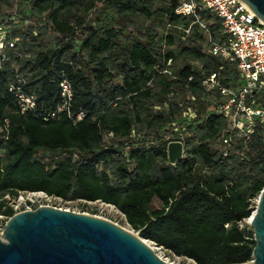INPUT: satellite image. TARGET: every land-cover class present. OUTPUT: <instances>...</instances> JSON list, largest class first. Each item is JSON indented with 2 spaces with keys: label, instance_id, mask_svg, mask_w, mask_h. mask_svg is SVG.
Returning a JSON list of instances; mask_svg holds the SVG:
<instances>
[{
  "label": "trees",
  "instance_id": "trees-1",
  "mask_svg": "<svg viewBox=\"0 0 264 264\" xmlns=\"http://www.w3.org/2000/svg\"><path fill=\"white\" fill-rule=\"evenodd\" d=\"M14 1L0 0V17L18 20L9 25L19 38L0 64V215L15 213L10 201L20 191L101 200L173 255L196 264L250 263L254 232L240 222L264 187V123L249 135L231 129L217 112L221 95L203 84L212 73L227 86L240 83L236 66L208 48L207 35L221 36V18L204 11L206 32L176 13L179 0H21L17 14L2 15ZM30 15L47 22L27 32ZM140 16L167 31L161 36ZM49 30L52 44L43 41ZM177 39L179 53L170 49ZM17 73L36 97L33 112L21 113L10 91ZM63 77L73 86V113H85L76 122L66 112L45 119L60 103ZM263 99L264 91L253 104ZM173 139L185 143L175 163L167 151Z\"/></svg>",
  "mask_w": 264,
  "mask_h": 264
},
{
  "label": "built area",
  "instance_id": "built-area-1",
  "mask_svg": "<svg viewBox=\"0 0 264 264\" xmlns=\"http://www.w3.org/2000/svg\"><path fill=\"white\" fill-rule=\"evenodd\" d=\"M175 9L177 14L194 18L201 27L207 30V24L202 19L204 11L215 13L222 20L221 36L214 39L210 36V52L230 61L236 66L240 75L237 86L223 84L221 76L212 73L203 80L209 90H216L221 95L217 112L223 114L229 121L231 129L249 135L255 131L257 121L264 123V99L259 105H254L255 97L264 91V20L243 0H179ZM14 17H0V64L9 59V50L15 49L18 37L12 36L9 21ZM189 31V29H187ZM167 71V70H166ZM192 79V77H190ZM61 99L57 109L45 116L55 117L66 112L74 122L83 119L84 111L73 113L72 101L74 98L73 86L69 78L63 77L59 83ZM10 91L16 96L20 112L26 114L37 108V100L30 93L27 79L22 73L16 74V80L10 86ZM262 97V94L260 95ZM175 130H184L177 124ZM183 137V133L177 135ZM177 140V139H176ZM229 144L230 137L224 139ZM150 143H153L152 141ZM27 198L18 196L10 201L15 213L24 210L36 209L42 205H51L65 208L62 197L48 194L45 191H30ZM88 208L96 205V212L104 210H119L114 204L101 200H79ZM14 213V214H15ZM1 226H5L7 219L0 215ZM249 223V217L240 222L241 227Z\"/></svg>",
  "mask_w": 264,
  "mask_h": 264
},
{
  "label": "water",
  "instance_id": "water-1",
  "mask_svg": "<svg viewBox=\"0 0 264 264\" xmlns=\"http://www.w3.org/2000/svg\"><path fill=\"white\" fill-rule=\"evenodd\" d=\"M264 20V0H243ZM172 163L184 157L185 143L171 140ZM249 224L255 247L249 264H264V187ZM0 264H173L137 234L107 218L42 205L13 214L0 232Z\"/></svg>",
  "mask_w": 264,
  "mask_h": 264
},
{
  "label": "rangeland",
  "instance_id": "rangeland-1",
  "mask_svg": "<svg viewBox=\"0 0 264 264\" xmlns=\"http://www.w3.org/2000/svg\"><path fill=\"white\" fill-rule=\"evenodd\" d=\"M29 2V0H27ZM20 2L21 0H15L12 4L10 5H5L2 7V15L5 16H9V15H13V14H17L20 10ZM30 14V12H28ZM93 17L96 16L95 12L92 15ZM24 23V27L23 29L26 30L27 32H31L32 30L37 29V27L45 24L47 22L45 17H38V16H32L30 15L29 17H26V19L23 20ZM139 21L143 24H147V25H153L155 26V28H158L159 32L161 33H165L167 31V29H163L162 27H157L156 24V20L152 19V18H146L145 16H140L139 17ZM38 32V31H37ZM55 34L52 31H48L47 34L43 37V41L47 44H52L54 39H55ZM208 40H210V37L207 35ZM179 39H177V43L174 46H171L170 49L174 50L176 53L180 52V48H179ZM208 46V45H207ZM210 46H208L209 48ZM164 48H168V46L164 45ZM184 60H179L178 62H176L175 67H174V71L176 73V71H178L179 68L182 67ZM181 96L183 95L182 93H179ZM186 94V93H185ZM188 95V93H187ZM186 96V95H185ZM203 96L205 98L209 99V102H211L212 104H216V102H218V99L216 98V94H206L204 93ZM137 133V131H136ZM135 132L133 133L134 135L136 134ZM138 134V133H137ZM167 139H171L174 138L175 135L170 133L169 136H167ZM177 137V136H176ZM107 141L112 140L110 136L106 137ZM176 140V139H173ZM185 156V153H184ZM30 191H20L18 193V196H23L24 198H27L30 195ZM17 196V198H18ZM253 207L255 209L256 203H257V198L253 201ZM64 207L66 209H70V210H74L77 212H85L88 214H93V215H97L103 218H107L137 234H139L138 231H135L131 225L127 222L125 215L120 212L119 210H109L104 208V210H101L100 212H96L94 209L96 208V205H92L89 206L88 208H86L85 205L82 204L81 201H79L78 199H74V198H70L67 199L66 202H64ZM247 222V221H246ZM1 223V222H0ZM247 224H249L247 222ZM250 225V224H249ZM4 226H1L0 224V232H2ZM160 257H162L163 259H165L168 262H171L173 264H196L195 261H193L192 259L189 258H185V257H180L177 255H173L171 254L169 251H167L166 249L163 250H158V252H156ZM249 264V263H247Z\"/></svg>",
  "mask_w": 264,
  "mask_h": 264
},
{
  "label": "bare ground",
  "instance_id": "bare-ground-1",
  "mask_svg": "<svg viewBox=\"0 0 264 264\" xmlns=\"http://www.w3.org/2000/svg\"><path fill=\"white\" fill-rule=\"evenodd\" d=\"M145 242L147 244H149V246L155 251L158 252V250H163L164 248L161 246H158L155 242L149 240V239H145ZM162 258V257H161Z\"/></svg>",
  "mask_w": 264,
  "mask_h": 264
}]
</instances>
